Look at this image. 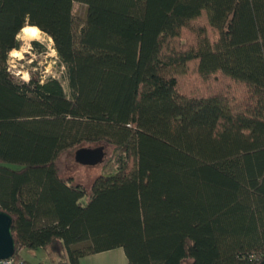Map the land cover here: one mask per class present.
Masks as SVG:
<instances>
[{
    "label": "trees",
    "instance_id": "16d2710c",
    "mask_svg": "<svg viewBox=\"0 0 264 264\" xmlns=\"http://www.w3.org/2000/svg\"><path fill=\"white\" fill-rule=\"evenodd\" d=\"M26 14L60 79L8 70ZM86 145L104 154L89 190L62 176ZM0 211L9 264L263 261L264 0H0Z\"/></svg>",
    "mask_w": 264,
    "mask_h": 264
},
{
    "label": "rangeland",
    "instance_id": "374dc122",
    "mask_svg": "<svg viewBox=\"0 0 264 264\" xmlns=\"http://www.w3.org/2000/svg\"><path fill=\"white\" fill-rule=\"evenodd\" d=\"M73 12L76 18L83 19L85 15V7L81 4H74ZM20 42H21V46H25V47L27 46V44L24 41H20ZM33 42L38 43L39 46L43 48L44 51L39 54L35 53V51H33L34 48L31 45V48L29 49L31 55L25 54L26 55L25 60L20 62L24 64V70L30 69L31 65L35 63L36 66L32 67L33 68L32 70L33 72L40 73L42 79L47 76L60 79L61 68L58 67L57 56L49 55V44H48V40L46 39V35L40 32L36 39L27 41L28 44H32ZM28 60H32L33 62L29 64ZM16 78L17 80L21 81L18 77ZM81 148L87 150H96L95 146L86 145L80 147L77 150H73L71 152L66 153L62 157V163H63L62 176L71 177L74 183L80 184L89 190L91 185L93 184V181L98 177L101 171L102 163H97L95 165L79 164L76 161V152ZM111 151H112L111 147L108 146L104 147V152L106 156L110 155ZM21 253L24 259L30 264H59L57 262H52L49 259L47 252L43 249H37L34 251L23 250Z\"/></svg>",
    "mask_w": 264,
    "mask_h": 264
},
{
    "label": "clouds",
    "instance_id": "9594fccd",
    "mask_svg": "<svg viewBox=\"0 0 264 264\" xmlns=\"http://www.w3.org/2000/svg\"><path fill=\"white\" fill-rule=\"evenodd\" d=\"M30 20V16L26 14L25 16V26L22 27L17 33L14 35V40L16 41H24L27 46H21L19 49L13 47L7 53V63L8 70L12 73L14 77H18L25 84L29 83L32 79V76L28 71L24 70V64L20 63L25 60L26 55H31L29 49L31 48V44H28L27 41L31 38H35L39 35L40 30L35 25H29L28 21ZM46 39L49 44V55L56 56L57 53L53 47V40L50 36L46 35ZM33 61L28 60V63L31 64ZM46 83V78L41 79L40 84L43 85Z\"/></svg>",
    "mask_w": 264,
    "mask_h": 264
},
{
    "label": "water",
    "instance_id": "95a60500",
    "mask_svg": "<svg viewBox=\"0 0 264 264\" xmlns=\"http://www.w3.org/2000/svg\"><path fill=\"white\" fill-rule=\"evenodd\" d=\"M104 154L100 149H80L76 152V161L79 164L95 165L101 163ZM12 218L6 212L0 211V261L12 258L15 252V242L11 232ZM259 264H264V260Z\"/></svg>",
    "mask_w": 264,
    "mask_h": 264
},
{
    "label": "crops",
    "instance_id": "0c3cea01",
    "mask_svg": "<svg viewBox=\"0 0 264 264\" xmlns=\"http://www.w3.org/2000/svg\"><path fill=\"white\" fill-rule=\"evenodd\" d=\"M23 250L20 251L22 256ZM23 257V256H22ZM24 258V257H23ZM80 264H128L122 249L89 255L80 260Z\"/></svg>",
    "mask_w": 264,
    "mask_h": 264
},
{
    "label": "built area",
    "instance_id": "2783aa9c",
    "mask_svg": "<svg viewBox=\"0 0 264 264\" xmlns=\"http://www.w3.org/2000/svg\"><path fill=\"white\" fill-rule=\"evenodd\" d=\"M3 262V264H9L10 263V261H2Z\"/></svg>",
    "mask_w": 264,
    "mask_h": 264
},
{
    "label": "bare ground",
    "instance_id": "6f19581e",
    "mask_svg": "<svg viewBox=\"0 0 264 264\" xmlns=\"http://www.w3.org/2000/svg\"><path fill=\"white\" fill-rule=\"evenodd\" d=\"M37 37H38V36H37ZM37 37H35V38H31V39H29V40L36 39Z\"/></svg>",
    "mask_w": 264,
    "mask_h": 264
}]
</instances>
